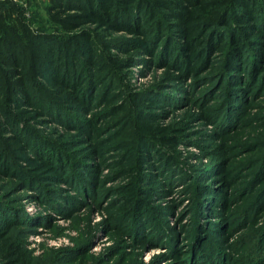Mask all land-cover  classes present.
I'll use <instances>...</instances> for the list:
<instances>
[{"label": "trees", "instance_id": "1", "mask_svg": "<svg viewBox=\"0 0 264 264\" xmlns=\"http://www.w3.org/2000/svg\"><path fill=\"white\" fill-rule=\"evenodd\" d=\"M25 5L18 4V9L11 1H0V173L18 175L29 187L55 182L77 188L61 171L66 160L102 155L115 147L119 153L114 165L129 180L112 216L133 245L150 249L151 243L165 239L168 230L140 214L148 192L158 184L149 170L154 161L178 169L174 152L186 134L183 126L163 121L168 110L158 103L163 99L158 90L162 81L123 93L114 80L115 66L153 63L170 70L171 79L185 82L208 67L214 55L222 54L220 74L230 91L220 92L225 97L215 114L206 106L200 115L214 123L225 159L229 161L238 146L246 144L253 151L248 164L242 165L249 174L251 170L249 184L244 180L243 187L232 190H243L252 214L264 217V187L259 188L264 180V128L251 127L245 111L257 107L256 101L250 102V97L255 99L252 89L264 82V0H46L43 14L32 13L27 21ZM92 107L96 109L89 112ZM51 123L76 134L67 138L53 128L51 133L57 135L52 138L36 127ZM110 129L115 132L107 140L95 139L75 150L77 135L87 131L98 137ZM125 129L128 140L121 142L117 138ZM258 146L262 150L254 151ZM170 182L167 177V185ZM219 195L199 192L205 213L222 202ZM0 221L2 227L14 223L6 215H0ZM129 221L135 222L132 228L126 225ZM202 227L205 230L197 231L200 241L190 239L193 250L188 257L196 254L193 263L180 256V264H227L226 254L218 253L221 246L206 232L209 226ZM123 232L118 234L122 237ZM260 232L264 246V227ZM0 252L18 264H40L13 237L0 240ZM159 258L155 255L150 264ZM248 261L264 264V255L256 252Z\"/></svg>", "mask_w": 264, "mask_h": 264}, {"label": "rangeland", "instance_id": "2", "mask_svg": "<svg viewBox=\"0 0 264 264\" xmlns=\"http://www.w3.org/2000/svg\"><path fill=\"white\" fill-rule=\"evenodd\" d=\"M6 1H11L17 8L18 4L25 2L24 18L20 13L25 21L30 20L32 13L43 14L46 4V0ZM112 52L116 50L112 49ZM118 56L122 55L119 53ZM221 64L222 54H216L197 77H186L185 82L171 79L170 70L153 63L115 66L114 80L123 93L128 89L137 91L148 86L156 87L162 81L158 90L163 99L158 103L168 110L163 121L183 126L182 131L186 134L174 152L178 169H166L156 161L151 166L149 171L156 176L158 184L155 190L148 192L149 199L140 212L151 219L149 222L153 226L168 230L165 239L151 243L150 249L149 245L136 247L113 218V206L122 202L123 186L129 176L117 171L113 160L119 150L110 147L102 155L90 153L66 160L61 171L75 181L77 188L55 182L39 183L40 188L29 187L20 181L18 175L0 173V215L14 220L7 227H2L0 221V240L13 237L21 241L33 262L40 264H150L155 255L160 257L155 264H180V256L185 262L191 259L188 257V251L193 250L190 239L198 238L197 231H202V226H209L210 230L206 232L212 234L214 241L221 246L218 253L226 254L227 264H253L248 261L250 255L256 252L259 257L264 255L260 232L264 227V217L252 214L251 200L242 198L243 190L240 193L232 190L234 186L236 189L237 186L243 187L244 180L249 184L251 170L249 174L242 165L248 164L247 159L253 151H248L245 144L236 148L229 161L225 159L227 155L221 151V139L215 132L214 123L200 115L206 106L211 107L210 112L215 114L217 103L225 97V94L219 96L220 92L230 91L228 82L220 74ZM252 91L255 99L250 97V102L256 101L258 105L245 111L249 115L250 126L261 130L264 128V82H259ZM95 109L92 107L89 112ZM36 127L52 138L57 132H63L67 138L76 134L75 130L65 131L56 123ZM53 128L57 131H53L55 134L51 133ZM113 132L110 129L98 137L87 131L77 135L73 138L78 144L75 150L88 147L95 139L107 140ZM126 132L123 130L117 140L124 142ZM257 148L254 151L262 150V147ZM78 174L80 177H76ZM167 177L172 179L170 185L166 183ZM261 187H264V180ZM199 192L220 193L218 199L222 202L205 213L202 203H199ZM229 192L232 193L231 199L225 200L224 196ZM70 204L74 207L69 208ZM198 208L200 214L197 215ZM134 223L129 221L126 225L132 228ZM116 228L123 232L122 237ZM156 249L164 251L162 257L153 254ZM195 257L193 252L191 263ZM0 264L18 262L0 252Z\"/></svg>", "mask_w": 264, "mask_h": 264}, {"label": "bare ground", "instance_id": "3", "mask_svg": "<svg viewBox=\"0 0 264 264\" xmlns=\"http://www.w3.org/2000/svg\"><path fill=\"white\" fill-rule=\"evenodd\" d=\"M164 251L162 249H156L155 251H153V254H160L162 255Z\"/></svg>", "mask_w": 264, "mask_h": 264}]
</instances>
